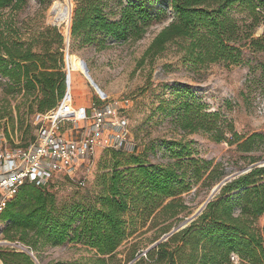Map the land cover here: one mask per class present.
Masks as SVG:
<instances>
[{"label": "trees", "instance_id": "1", "mask_svg": "<svg viewBox=\"0 0 264 264\" xmlns=\"http://www.w3.org/2000/svg\"><path fill=\"white\" fill-rule=\"evenodd\" d=\"M114 1L119 7L117 20L104 11V0H74L72 40L82 46L98 43L102 49L106 39H142L154 19L150 0ZM165 1L171 6L173 19L153 38L145 57H156L175 45L184 62L207 66L220 62L239 64L243 51H264V38H253L254 29L264 21V0ZM26 2L0 0V11L7 7L19 11ZM45 53L34 52L30 43L9 42L0 34V76L9 80L8 91L23 92L27 115L46 114L65 97L62 66L52 61V54ZM189 109L185 104L179 116L182 130H202L215 142L236 144L242 152L249 151L255 139H264L253 134L241 142L234 132L228 139L218 127L204 121L206 115L191 116ZM111 152L114 163L109 172L96 177L99 193L89 204H65L59 210L54 196L45 188L22 186L0 216L6 224L4 237L33 251L66 242L82 244L96 252L97 257L87 264H121L114 256L131 235L124 220L128 210L141 201L145 206L142 215L147 218L159 208L160 214H167L175 207L173 198L186 192L188 184L180 162L151 166L135 153ZM183 152L180 149L175 158L181 159ZM120 155L128 156L120 162ZM200 170L192 173L196 182L200 180ZM221 176L211 170L208 178L218 181ZM168 199L172 200L163 205ZM262 216L264 167H259L227 183L197 219L150 249L135 264L145 263L144 258L146 264H230L232 254L242 264H264V225H257ZM0 263L34 264L26 254L14 252H0Z\"/></svg>", "mask_w": 264, "mask_h": 264}, {"label": "rangeland", "instance_id": "2", "mask_svg": "<svg viewBox=\"0 0 264 264\" xmlns=\"http://www.w3.org/2000/svg\"><path fill=\"white\" fill-rule=\"evenodd\" d=\"M55 1L27 0L19 11L11 7L1 10V37L9 42L30 43L36 53L52 54V61L62 66L65 74L63 103L84 107L124 104L128 140L135 145L133 153L141 156L147 165L166 166L180 162L186 171L188 190L173 198L175 207L172 211L160 214L159 208L147 218L142 215L145 206L140 201L136 208L131 207L125 214L124 220L131 235L118 248L114 258L121 264H135L144 257L147 249L157 242H165L167 239L161 240L164 235L191 217L225 177L244 175L264 165V139H255L249 145L250 150L242 152L236 144L215 142L202 130H182L179 119L187 104L190 106L189 115H206L204 121L211 127H218L228 139L232 132L240 136L241 142L253 134L264 136V51H243L239 64L220 62L207 66L184 62L175 45L168 46L161 55L145 57L153 38L173 19L171 6L165 0H150L149 8L154 19L142 39L134 42L106 39L102 49L98 43L82 46L79 41L72 40V16L67 49L66 27L57 25L51 15L50 9ZM104 1L107 5L104 11L117 20L119 7L115 1ZM71 3L74 15V0ZM261 36L264 38V21L253 33V38ZM8 85L9 80L0 76V134L6 148H23L36 138L41 128L49 127L50 122L44 118L45 114L27 115V105L22 104L25 100L23 92L8 91ZM66 96L71 98L67 101ZM125 100L128 103H124ZM70 130L68 124L63 132L70 136ZM180 149L184 152L182 158L177 159L175 154ZM126 156L120 155L117 160L123 162ZM113 163L111 150L98 149L85 166L88 171L84 185L75 182L83 174V168H80L72 175L74 181L59 175L45 192L54 196L59 210L65 204H89L99 193L96 177L109 172ZM196 169H201L197 182L192 177ZM211 170L222 173L220 180L208 178ZM171 200H165L163 205ZM257 225H264V216L259 218ZM28 251L36 259V262L32 259L34 264H87L97 257L94 250L69 242ZM28 251L19 246L0 250L2 253H23L32 258ZM144 260L142 264L147 263ZM182 261L186 262V258ZM230 262L242 264L235 254L231 255Z\"/></svg>", "mask_w": 264, "mask_h": 264}, {"label": "built area", "instance_id": "3", "mask_svg": "<svg viewBox=\"0 0 264 264\" xmlns=\"http://www.w3.org/2000/svg\"><path fill=\"white\" fill-rule=\"evenodd\" d=\"M124 103H128L127 100ZM116 103L74 106L60 102L44 116L50 126L41 128L36 138L23 148H6L0 134V216L6 204L24 185L48 187L59 175L74 181L72 175L83 168L76 183L84 185L91 158L98 149L121 150L132 154L135 145L128 140V121ZM71 126L70 136L64 126ZM6 224L0 219V250L28 248L3 235ZM29 255L36 262L33 254ZM146 252H144L143 256Z\"/></svg>", "mask_w": 264, "mask_h": 264}, {"label": "bare ground", "instance_id": "4", "mask_svg": "<svg viewBox=\"0 0 264 264\" xmlns=\"http://www.w3.org/2000/svg\"><path fill=\"white\" fill-rule=\"evenodd\" d=\"M51 15L57 25H65L66 27V46L68 49V44H69V37H70V22L73 16V8H72V3L71 0H57L52 4V7L50 9ZM67 53V51H66ZM66 62H67V57H66ZM68 83V88L71 90V85L69 82ZM71 97L66 96L65 100H69Z\"/></svg>", "mask_w": 264, "mask_h": 264}, {"label": "water", "instance_id": "5", "mask_svg": "<svg viewBox=\"0 0 264 264\" xmlns=\"http://www.w3.org/2000/svg\"><path fill=\"white\" fill-rule=\"evenodd\" d=\"M264 166V165H263ZM262 166V167H263ZM235 176L239 177L238 174L232 175V176H228L225 177L220 183H218L210 192V195L208 196V198L206 199V201L204 202V204L189 218L184 219L176 228L172 229L168 234L164 235L161 240H166L168 239V237H170L171 235H173L174 233L179 232L180 230L186 228V225L188 223H192L195 219H197V217H199L202 212L205 210L206 206L212 201V199L220 192V190L222 189V187H224L228 182H230L231 180L235 179ZM241 176V175H240ZM159 242L155 243L153 246H151V248H153L155 245H158ZM151 248L147 249L146 251H149Z\"/></svg>", "mask_w": 264, "mask_h": 264}]
</instances>
